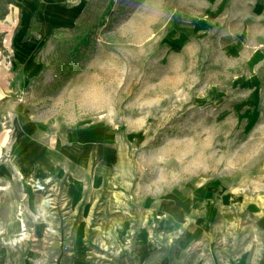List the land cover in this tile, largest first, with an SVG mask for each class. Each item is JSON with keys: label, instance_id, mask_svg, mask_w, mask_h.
<instances>
[{"label": "rangeland", "instance_id": "rangeland-1", "mask_svg": "<svg viewBox=\"0 0 264 264\" xmlns=\"http://www.w3.org/2000/svg\"><path fill=\"white\" fill-rule=\"evenodd\" d=\"M31 1L27 38L47 2L74 19L61 17L27 74L13 41L26 0H0V134L20 107L44 138L80 137L90 160L26 177L38 213L19 204L12 237L0 233L17 264L258 263L264 0Z\"/></svg>", "mask_w": 264, "mask_h": 264}, {"label": "crops", "instance_id": "crops-1", "mask_svg": "<svg viewBox=\"0 0 264 264\" xmlns=\"http://www.w3.org/2000/svg\"><path fill=\"white\" fill-rule=\"evenodd\" d=\"M19 7L21 9L22 26L13 36L15 55L18 58H22L24 72L33 75L36 68L39 71L42 68L41 64L35 61V58L53 31L61 25L59 22L61 17L66 20L72 19L71 21H73L74 16L69 18L72 13L66 15L68 10L65 7L47 2L45 3V9L43 8L41 11L43 24L39 33L27 38L26 34L29 36L27 32L31 30V20L35 9H38L40 5L38 6L37 2L26 0ZM7 108L9 107L7 106ZM16 110L15 118L11 121L13 122L11 130L3 131L0 134V155L5 152L10 155L9 159L7 156V161H0L2 165L0 172H4L0 176V183L17 186L15 190L6 188L3 192L0 191V206L1 204H6V209L4 208L2 214V222L0 220V233L3 234L2 236L7 233V239L12 237L11 226L15 227L19 204L22 203L28 219H31L32 215H36V211L38 213L40 207V195L33 191V198L31 199V192L28 191L29 186L25 180L26 177L32 174H43L45 171L57 174L63 173V167L66 168L65 164L78 166L80 170H83L86 161L90 160L88 159L89 155L83 156L84 152L82 149L85 148L78 143L82 140L80 137L76 138L77 144L72 147L59 143V141L55 143L43 137V133L37 128L36 118L30 117L29 114L21 113L23 110L20 107ZM86 133L87 131H79L80 136H84ZM21 179L25 180V183ZM71 179L69 192L79 194L83 187L82 183L76 181L73 176ZM44 228V224L36 225L37 232H42ZM78 242L80 243V238ZM14 247L16 246H12L9 243L5 244L0 238V264H17L18 260L12 258L11 255L12 250L15 249ZM32 263L31 258L26 262V264ZM253 264H264V256L259 258L258 263Z\"/></svg>", "mask_w": 264, "mask_h": 264}, {"label": "bare ground", "instance_id": "bare-ground-1", "mask_svg": "<svg viewBox=\"0 0 264 264\" xmlns=\"http://www.w3.org/2000/svg\"><path fill=\"white\" fill-rule=\"evenodd\" d=\"M36 187L38 188V187H40V188H47L44 184H41V185H36ZM39 188V189H40ZM46 200H47V198H46ZM47 201H50V199H48ZM48 203H50V202H48Z\"/></svg>", "mask_w": 264, "mask_h": 264}, {"label": "built area", "instance_id": "built-area-1", "mask_svg": "<svg viewBox=\"0 0 264 264\" xmlns=\"http://www.w3.org/2000/svg\"><path fill=\"white\" fill-rule=\"evenodd\" d=\"M38 189H39V188H38ZM40 189H45V188L42 187V188H40Z\"/></svg>", "mask_w": 264, "mask_h": 264}]
</instances>
